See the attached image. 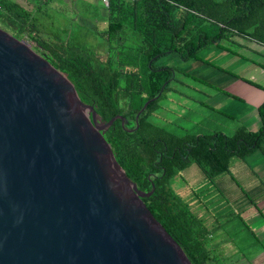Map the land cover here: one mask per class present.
<instances>
[{"label": "water", "instance_id": "water-1", "mask_svg": "<svg viewBox=\"0 0 264 264\" xmlns=\"http://www.w3.org/2000/svg\"><path fill=\"white\" fill-rule=\"evenodd\" d=\"M117 120L0 27V264H193L117 161Z\"/></svg>", "mask_w": 264, "mask_h": 264}, {"label": "trees", "instance_id": "trees-1", "mask_svg": "<svg viewBox=\"0 0 264 264\" xmlns=\"http://www.w3.org/2000/svg\"><path fill=\"white\" fill-rule=\"evenodd\" d=\"M51 1L30 9L15 0H0V27L18 39L27 36L36 42L68 75L82 100L95 107L102 123L118 115L126 118L125 127L117 120L105 134L117 161L143 192L155 187L144 202L191 262L214 264L202 224L174 192L171 180L193 165L212 179L228 173L233 158L246 159L261 149L264 102L258 108V131L240 128L231 136L172 133L151 120L177 80L173 67L157 66V61L172 54L199 59L201 50L221 45L234 33L264 44V0H216L213 6L206 0H100L82 8L96 21L104 9L107 28L85 30L82 39L67 30L66 37H53L47 28L43 34L36 19ZM90 35L104 42V55L86 42Z\"/></svg>", "mask_w": 264, "mask_h": 264}, {"label": "rangeland", "instance_id": "rangeland-1", "mask_svg": "<svg viewBox=\"0 0 264 264\" xmlns=\"http://www.w3.org/2000/svg\"><path fill=\"white\" fill-rule=\"evenodd\" d=\"M99 1L75 0L68 4L67 0H52L42 7L36 20L44 35L45 28L53 37L67 30L82 39L86 31L107 28L104 9H101V19L94 24L91 11L82 8L87 3L100 4ZM62 37H66L65 34ZM21 40L37 53L44 54L27 36ZM249 41L253 43L250 49L239 45L244 42L237 44L235 38L227 36L221 42L225 49L211 44L199 52V59L183 60L178 54L159 59L157 66L173 67L177 80L172 82V90L159 101L152 122L178 135L222 132L231 136L240 128L258 131L257 107L264 101V69L258 63L264 65V44ZM86 42L102 55L106 53L104 42L94 36L90 35ZM262 146L264 149V142ZM259 155L257 151L246 158L247 161L233 158L230 173L212 179L193 165L171 180L174 192L202 224L206 243L216 256L214 264H238L244 253L240 248L251 241V234L243 228L240 243L231 241L225 228L234 220L243 227L244 214L262 194L259 185L262 173L256 165L263 160ZM210 234L214 235L213 239L209 238Z\"/></svg>", "mask_w": 264, "mask_h": 264}, {"label": "crops", "instance_id": "crops-1", "mask_svg": "<svg viewBox=\"0 0 264 264\" xmlns=\"http://www.w3.org/2000/svg\"><path fill=\"white\" fill-rule=\"evenodd\" d=\"M15 1L30 9L34 8L35 3H40L44 5L43 4L44 2H42L43 0H15ZM67 1L68 4L71 3V0H67ZM206 2L207 5L213 6L216 0H206ZM64 8L66 9L65 6ZM210 11L212 12V10ZM92 23L96 24L97 21L95 20ZM228 36L235 38L237 40V44H239L240 42H244V44H239L242 47H246L250 49L251 46L253 45V43L249 41L250 38L248 39L244 36L235 33L229 34ZM214 45H216L221 49H225L222 46V44L221 45L214 44ZM258 65L260 66L259 63ZM262 103H260L257 107V119L259 120L260 128L262 124H261V119L259 117L258 108ZM258 151L260 152V155L258 157L263 158V160H261L260 162H256L257 167L260 168L262 173V176L259 178V185L261 187L262 194L256 199L257 201L256 203H251V206L247 209L248 210L247 213L244 214L246 218H244L243 227L242 224L237 223L236 220L229 221V224L226 226V228L222 227L225 228V232L228 234L229 240L231 241L235 240L238 241L239 243H240L239 238L241 239L240 234L242 232L241 231L242 228L244 231H248L251 234V241L247 242V244L244 247L240 248L241 250H244L243 251L244 253H243V258L238 262V264H264V149L263 146H261V149H259ZM228 173H230V170ZM233 216L235 218L237 217L236 214ZM209 238L213 239L214 235L210 234ZM212 256L215 257L216 260V256L214 254Z\"/></svg>", "mask_w": 264, "mask_h": 264}, {"label": "built area", "instance_id": "built-area-1", "mask_svg": "<svg viewBox=\"0 0 264 264\" xmlns=\"http://www.w3.org/2000/svg\"><path fill=\"white\" fill-rule=\"evenodd\" d=\"M105 4H109L110 0H101ZM132 1H137V0H132Z\"/></svg>", "mask_w": 264, "mask_h": 264}]
</instances>
